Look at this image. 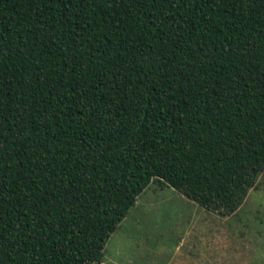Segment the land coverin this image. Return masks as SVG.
I'll return each instance as SVG.
<instances>
[{"label":"trees","instance_id":"16d2710c","mask_svg":"<svg viewBox=\"0 0 264 264\" xmlns=\"http://www.w3.org/2000/svg\"><path fill=\"white\" fill-rule=\"evenodd\" d=\"M264 173V0H0V264H94L151 184L232 213Z\"/></svg>","mask_w":264,"mask_h":264},{"label":"rangeland","instance_id":"374dc122","mask_svg":"<svg viewBox=\"0 0 264 264\" xmlns=\"http://www.w3.org/2000/svg\"><path fill=\"white\" fill-rule=\"evenodd\" d=\"M151 187L154 193L137 198L94 264H264V173L227 214L174 188Z\"/></svg>","mask_w":264,"mask_h":264},{"label":"crops","instance_id":"0c3cea01","mask_svg":"<svg viewBox=\"0 0 264 264\" xmlns=\"http://www.w3.org/2000/svg\"><path fill=\"white\" fill-rule=\"evenodd\" d=\"M152 184V183H151ZM151 184L144 190V192L146 193V192H149V193H154V192H152L153 191V188L151 187ZM157 187L158 188H160L161 190L162 189H166V190H170V191H173L174 189L172 188V187H167V186H161V185H159V184H157ZM143 193V192H142ZM140 194L138 197L140 198L143 194ZM137 197V198H138ZM136 201H137V199H136ZM136 203V202H135ZM137 203H138V201H137Z\"/></svg>","mask_w":264,"mask_h":264}]
</instances>
